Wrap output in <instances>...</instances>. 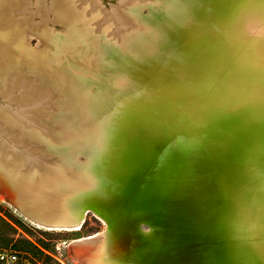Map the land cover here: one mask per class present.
<instances>
[{"label": "bare ground", "instance_id": "6f19581e", "mask_svg": "<svg viewBox=\"0 0 264 264\" xmlns=\"http://www.w3.org/2000/svg\"><path fill=\"white\" fill-rule=\"evenodd\" d=\"M55 1L56 3L52 5L55 15L53 22L68 25L70 34L75 35L88 50L91 45L98 48L97 52L69 48L74 50L75 55L78 53L88 64L87 68H81L82 71H76L77 66L75 69L62 67L65 61L62 55L67 45L58 44L60 39L55 42L53 35L48 36V33L44 34V37L48 38L44 57L38 54L40 58L32 59L27 56H33L31 50L27 52L18 49L21 44L17 45L16 41L20 35L24 34L25 29L30 28L29 30L34 31L36 25L34 26L31 22L34 12L24 13L29 8L28 0H0V21L6 23L0 24V30L3 32L0 34V37L3 36L0 39V93L4 95L10 90L13 92L15 87L19 89L24 86L18 100L25 101L27 104L28 101L36 100L35 106L37 105L38 108L35 109L38 112L45 111L42 112L43 115L37 116L38 125H32L30 122L26 126L22 124L23 118L19 117L20 115L17 116L6 110L7 108L0 107V124L3 129L12 130L16 135L24 136L29 140L30 143L24 141L30 147V151L27 150L28 154L33 155L35 154L33 151L37 150L36 146L33 148L32 144L35 143L31 141L37 140L36 137L45 140L47 143L37 155L44 157L45 154L52 161L48 159L47 162L52 164L54 162L55 165L57 161L56 166L62 167V170L58 166L54 168L55 170L48 166L42 168L45 181L47 180L52 187L47 189L45 186L47 190L43 193L47 195H42L46 199L44 198L39 205L33 203L35 197H31L32 200L28 198L26 195L28 192L23 188L25 185L21 184L23 187L20 185L24 189L22 193L23 191L2 183L4 178L0 179L1 184L9 187L11 198L22 214L32 223L50 230H79L90 211L106 222L108 230L101 238H98L96 234V236H87L73 241L78 253L82 251L84 242L96 243L107 237L117 238L118 241L114 243L112 241V244L103 246L89 260L76 255L75 258L79 264H102L99 262L101 258H107L113 262L117 257L112 256L113 252H116L115 249L123 250L124 248L127 250L121 251L122 258L130 259L129 264H163L172 260L178 253L177 260L174 259L169 264H264V249L258 252L257 248L252 246L244 249V259L232 263L233 249L225 243L219 250V235L216 232L213 234L206 232L207 227L200 221L201 219H197L195 226L185 224V220L191 216L205 214V211L210 209L206 203L207 193L216 197L220 191H223L224 188L220 190L222 187H227L229 193L232 192L229 186L234 185L238 170L244 168L245 161L250 164L248 174L250 177L244 179L248 187L246 193L239 199L229 201L232 205L230 212L225 216V223H230L228 232L230 234L232 232L233 238L237 232L242 234L239 229H245L250 220L248 205L251 200L257 206L256 219L259 225L257 233L264 235V137L256 128L258 126L256 121L263 119H253L259 111L253 112L256 108L252 110L253 104L250 105L255 102L252 100L253 92L248 97L247 115L240 123L232 124L228 119V121L223 119L221 114L219 116L217 111L212 116V122H207L212 124L214 129L207 137H199V142L210 149L207 157L203 155L206 164H203L198 156L193 159L189 167L181 164L192 157L190 151L194 141L181 138L175 144H170L168 153H165L164 147L166 144L168 146L170 136L162 142L159 139V134L164 131V123L168 122L167 127L171 130L172 115L167 110L168 101L183 100L184 95L190 91L189 87H181V81L185 78V74H182L183 70L193 69L199 73H208L209 77L217 75L219 69L211 73L206 68L207 59L211 56V53H207L208 50L213 51V55L216 56L214 59L220 63L218 66L221 65L227 73V78L221 85L222 91L225 88L231 90L244 76L243 70L240 71V66L236 65L237 59H234L233 50L236 44L226 42L222 38L221 31L225 28L228 17L233 16L232 14L237 11L248 12L251 0H157L159 7L151 12V17L144 16L142 12L143 6H149L151 2L148 4L142 0V2L126 0V6L122 7L120 16L122 23L128 25V27L123 26L124 29L130 28L127 31L129 34L114 30L111 18L107 20L105 18L103 24L97 21L102 17L101 6L98 4L93 10L94 7L90 8L91 0H88L87 4H83L84 1L80 2V0ZM185 1H188V4L183 9L170 10L173 7H182ZM38 6L40 10L45 8V5L40 3ZM91 10L93 11L90 12ZM164 14L166 16L163 18ZM8 17L12 20L9 21ZM49 19L50 17L44 14L41 19L42 26L39 27L49 29L47 26ZM160 26H163L164 31L157 33L156 29ZM109 30L112 32L110 33ZM42 34L39 35L42 36ZM261 34L262 32L258 37ZM9 37H12V40ZM13 39L16 41L13 42ZM263 40L264 38L261 40L262 44ZM259 44L258 47L261 48L263 45ZM205 49L207 50L204 51ZM191 54L195 58H192V63H189L187 57ZM69 83L70 88H77L78 93H66V96H60L58 93L60 85L64 88ZM124 83L134 87L132 91L125 90L122 87ZM261 91H264V87ZM217 95L218 90L214 93V96L217 97ZM100 99H119L120 103L118 107H112L100 102ZM261 104H258L260 108L263 106ZM43 106L45 109L42 110ZM210 106L204 102L201 104V109L211 108ZM102 111H105V117L101 119L99 116ZM96 118L99 120L94 123ZM253 120L256 122L255 125L257 124L256 127ZM259 122L260 125L264 124V121L262 124L261 121ZM64 124H68L69 129L63 130L66 126ZM88 126L92 127L91 133L99 136L100 146L94 144L93 138L86 141L89 135L86 130ZM49 127H52V130L46 129ZM61 127L64 128L61 129ZM224 128L231 132L229 138L224 135ZM59 129H61L60 133L57 132ZM258 134L261 137L260 135L258 137ZM242 145H245L246 158L241 154ZM54 157H60V161L54 160ZM17 161L15 160L16 163ZM108 165H110L108 171L104 172ZM19 168L21 169L20 166L10 170L7 168L8 177L20 181ZM30 168L28 166L27 171L33 174L35 169L32 166ZM76 173L81 175H71ZM100 175L103 176L104 182L102 188L106 186L125 188L122 195L115 197V201L122 206L121 212L130 223L119 224V220L111 219L108 212L99 206H89L84 212L81 211L74 217L62 216L63 210L59 209L58 202L64 205L78 203L79 199L86 194L88 185L91 184L87 181L91 178L96 179ZM207 175L209 179L206 178ZM0 176H3V172ZM100 181H95L94 185ZM40 183L42 184V181ZM53 189L59 191L58 198H53ZM23 196L28 198V202ZM144 201H147L148 209L153 213L149 219L150 229L147 230L141 227L142 218H138L139 214L134 211H130L131 213L124 211ZM243 201L246 202L242 204ZM157 206H164L165 210L160 212ZM212 218L211 215L210 219ZM156 221L162 224L161 228L157 227L158 231L155 230ZM178 222L182 223L180 224L182 234L173 235ZM213 226L215 227V224ZM238 236L236 238H240ZM211 240L217 244L212 246ZM188 242H192L193 245L187 246Z\"/></svg>", "mask_w": 264, "mask_h": 264}, {"label": "rangeland", "instance_id": "374dc122", "mask_svg": "<svg viewBox=\"0 0 264 264\" xmlns=\"http://www.w3.org/2000/svg\"><path fill=\"white\" fill-rule=\"evenodd\" d=\"M83 1H84L83 4L85 3L87 4L88 0H80V2H83ZM142 1L147 2L148 4L151 2L149 6L147 5L148 7L143 6L142 8L143 10L142 12L144 16L146 17L149 16L153 10H157L159 7V2L157 0H147V1L142 0ZM142 1L140 0V2ZM39 3L45 5V8L43 10H40L38 8ZM53 3H56V1L55 0H28L27 6L29 8L27 9L28 11L27 12L25 11L24 13L31 14L32 11L34 12L32 13V15L33 14L34 15L33 16L31 15L33 17V20H31V22L33 23L34 26L35 25L36 26L34 27V31L29 30L30 28L25 29L24 34L19 36L18 38L19 41L18 40L16 41L13 39V42L16 41L17 45L21 44L20 47H18V49H20L21 51L29 52L31 50L33 56L31 55H27V56L32 57V59L33 58L36 59V58H40L39 55L43 57L45 56V50H46V47H48L46 39L48 38L47 36L46 38L44 36L47 35V33L49 34L48 36L53 35L54 41L60 39V41H58V44L65 43L68 47V48L67 47L65 48V50L66 51L68 50V51L67 52L65 51V53H63L62 55L64 58L63 60L65 61L68 60L66 61L68 63L63 61L62 67H70V68L74 67L75 69V67L77 66L76 67L77 69L75 70L82 71V69L87 68L86 66L88 64L85 62L83 58L80 57L78 53L75 55V53H73L74 50L73 49L69 50V48L75 47L76 49H79L85 52H89V51L97 52L98 48L95 45H91L89 47L90 50H88V48L84 46L78 40V38L75 37V35L70 34L71 33L70 30L67 28L68 25H65L64 23L62 24L60 22H53V18L55 17L54 12L52 10ZM90 4L92 6L90 8L94 7L93 10L97 8L96 5L99 4L101 6L100 11L102 13L101 14L102 17L101 19L97 20L101 24L104 23L103 21L105 20V18L106 20L111 18L113 20L114 30L118 32H120L121 30L124 33L130 30V28L124 29L123 26L128 27V25H125L122 23V19L120 16L122 15L120 14L123 10L122 7L126 6L125 5L126 0H91ZM187 4H188V1H185L182 7H177V8L173 7V8H170V10L183 9L184 7L187 6ZM249 5H250L249 6L250 9L248 10L244 6V8L248 12L237 11L234 14H232L233 15L232 17L230 16L231 18L228 17V19L226 20L227 24L225 25V28H223V30L221 31L222 38L226 42L233 43L234 45L236 44V48H234L233 50V55H234V59L235 58L237 59L236 65L240 66V71L243 70L244 76H242V78L237 83H235V85L231 88V90L227 88L229 90L228 91L225 88V90L222 91L221 85L223 81L227 78V73L221 65L220 67L218 66L220 63H217L216 60L214 59V57L216 56L213 55V51L208 50L207 53H211V56L207 59L208 62L205 64L206 68H208L209 72L211 73H213L215 69H219L217 75L215 77H209L208 73H199L193 69H191L190 71L187 69H184L182 74H185L184 75L185 78L183 81H181L182 83L181 87H185V88L189 87L190 91L184 95L183 100L170 99L168 101L167 110L172 115L171 130H170V127H167L166 123L168 122L164 123L163 124L164 131L159 134V139L162 142V140L163 141L166 140L167 136H170V140L169 141L167 140L168 146L166 144V146L164 147L165 153H168L169 147L171 146L170 144L172 143L175 144L181 138L182 139L188 138L190 141H194L192 144L193 145L192 151H190V153H192L191 154L192 157H190L189 160H184L181 163L182 165H184V167H189L190 164L193 162V159L194 158L196 159V156L199 157V159L203 162V164H206V159L204 158L207 157V154L209 153L210 149H208V146H206L204 143L201 144L199 142V139H200L199 137L201 138L207 137L210 131L214 129L213 125L209 123L212 122V119H213L212 116L214 113H216V111L218 112L219 116L221 114V117H223V119H226V120L228 119L232 124L240 123L241 121L244 120L245 116L247 115L248 108H249L248 97L253 92L254 96L252 95V100H255V102L253 101L254 103H251L250 105L252 106L253 104L254 106V107L252 106V110H255L256 108V110L253 112L256 113V111L259 110L256 113V115L254 114L256 117H253V119L258 120L259 118H262L263 120H259L261 121V124H262V121H264V118H263L264 109L262 110V107L264 106V101H263L264 91L263 92L261 91V89L264 87V56H263L264 55V51H263L264 50V40H263V44L261 42V40L264 38L263 37L264 35V0H251ZM37 9L39 11H37ZM93 10H91L90 12H92ZM41 14L42 16H44V14H47V16L50 17V19H52V20L49 19L47 22V26H49V29L45 27L44 28L39 27V26H42L41 24L43 23V20L41 21L42 19ZM165 16L166 14L163 15V18ZM8 19L9 21L12 20L11 17H8ZM0 24H6V23L5 22L2 23V21H0ZM162 27L163 26H160L158 29H156V32L162 33L164 31ZM39 28L40 30H38ZM111 30H113V28ZM111 30H109L110 33L112 32ZM133 30H135V28ZM261 32H262L261 36L258 37V35H260ZM2 33H3L2 30H0V34ZM41 33H43L42 36L39 35ZM127 34H129V32H127ZM2 37H0V39H2ZM9 38L12 40V37H9ZM50 39H52V37H50ZM259 43L263 45V46L261 45L262 46L261 48L258 47ZM206 50L207 49H205L204 51ZM192 58H195V56L191 54L187 57V61L189 60V63H192V60H191ZM23 87H20L19 89L15 87L13 92L10 90L7 92V94H4V95L0 93V107L3 109L7 108L6 110L10 111V113L12 114L13 113L17 114V116L20 115L19 117L23 118L22 119L23 125L25 124L27 126V123H30V122H32L30 123L32 125H35V124L38 125L39 122L36 121L37 120L36 118L39 115L41 116V114L43 115L42 112H45V111L38 112L37 109H35V108H38L37 105L35 106L36 100L28 101V104L25 101H21L20 99L18 100L19 96H21L20 92L23 89ZM122 87L125 90L128 89L130 91H132V89L134 88L131 86L129 87V85L125 83L122 84ZM178 88L180 89V87H177V89ZM216 90H218L217 97L214 96V93ZM58 93L60 94V96L61 95L66 96L65 95L66 93H76L77 94L78 92H77V88L76 89L75 87L70 88V83H69L64 88H62L60 85V87L58 88ZM79 95H82V94H79ZM260 97L262 99H260ZM93 101L95 102V100ZM99 101L104 104H109L112 107H118L120 103L119 99H109V100L100 99ZM39 102H42V101H39ZM204 102H207L208 104H210L211 108L201 109V104H203ZM262 102L263 104H261ZM31 104H34V105L32 106ZM258 104H261L263 106H261L260 108ZM197 105L199 107H197ZM257 105L258 107H256ZM43 109H45L44 106L42 110ZM201 110H203L202 113H201ZM104 112L105 111H102V113H100L99 118L102 119L103 117H105ZM259 112L260 113L262 112L261 114L263 115L259 114ZM114 114H116L115 111H114ZM99 118H96L93 122L96 123L99 120ZM173 120L175 123L173 122ZM259 121H256L258 123V126L260 125ZM256 122L254 121V125ZM176 123L177 125H175ZM64 125L66 126H65V129L63 130L69 129L68 124H64ZM58 126H55V127L57 128ZM220 126L222 127V125ZM256 126L257 124L255 125V127ZM258 126L256 128L259 132L258 131L256 132L258 133L261 132L262 137H264L263 136L264 135V124L259 126L260 130L258 129ZM0 128H1L0 129V142L2 143L6 142V144H8L7 146L18 151L17 155L11 156L8 154V151H5L4 148L0 146V149L1 150L3 149L5 151V152L3 150L0 151V168L2 170L1 172H3V176L2 177L0 176V179L3 180L4 178L2 183L4 182L5 184H8V186L10 185L12 188L19 189L21 192L23 191L22 193H24V189H22V187L23 185H25L26 187L24 186L23 188H25L26 189L25 191L28 192L26 194L28 198L30 197L29 199H31V197H35L36 199H33L35 200L33 201V203H35L36 205L41 204L44 198L46 199L45 196L47 195V193L44 194L43 192H45L47 189H50L52 187V185L49 184L47 180L45 181V176H44L45 173H43L42 168L44 166H48V168L55 170L54 168L58 166V165L56 166L57 161L55 162V165H54V162L53 164L50 163L52 161H50L47 155L44 154V157L37 155L39 151L43 149V145H45L47 142H45V140L41 139L40 137H36L37 140L34 139V141H31L35 143V144H32L33 148L37 147V150L33 151L36 155L35 154L31 155L30 153L28 154L27 152V150L30 151L29 150L30 147L28 143L24 142L25 140L29 142L28 139H25V137L21 135H20L21 136L20 138V136L16 135L14 132H12V130L3 129L1 124H0ZM62 128L64 127H61V129ZM168 128H169L170 133L168 132ZM2 129L4 132L2 131ZM46 129L52 130V127H49ZM61 129H59V131L57 132L60 133ZM86 130L88 131L89 135L86 138L87 140L86 139L85 140L88 141L91 138H93L95 139L94 144H97L98 146H100L101 143L99 142L100 140L99 136L96 133H91L92 127L88 126ZM224 130H225L224 135L229 138V136H231L230 134L231 132L225 128ZM3 133H6V134H3ZM45 134L47 135V133ZM68 134H69V131H68ZM260 134H258V137ZM175 138L177 141L175 140ZM228 138H227V141L229 140ZM52 141L54 143V140ZM89 144H91L90 141H89ZM241 147H242L241 149H243L241 151V154H243L244 157L246 158L247 153L246 151H244L245 145H242ZM9 152L12 154V151H9ZM48 159L50 162H47ZM15 160H18L17 163L15 162ZM38 160H41V161H38ZM54 160L60 161V157L58 158L56 157ZM82 160L84 161V156L82 157ZM244 164H246L247 166L245 165L244 168L238 170V174L234 179L235 181L234 185L229 186L230 189H232L231 193H229L230 191L228 190L227 187L220 188V190L223 188L224 189L222 192L220 191L216 197H214L210 193H207L208 197H207L206 203L210 206V209L205 211V214H197L196 217L191 216L190 218H188V220H185L186 225L190 224V226H195L197 219H201L200 221H202L203 224L207 227L206 232L212 233V234L216 232L220 237L218 238L219 239L218 249L220 250L223 247V244L225 243H227L228 246L233 249L232 255H234V258L232 259V263H235L236 260L244 259V255H245L244 249H247L248 246L249 248H251V246L252 248H257L258 252H261L264 249V235H260L256 231L250 232V231H245V229L240 228L239 232L241 231L242 234L241 233L238 234L237 232L236 233L237 235L234 234L236 236H234L233 238L232 232L231 234L230 232H228L230 223H227V224L225 223V216H227V214L230 212L231 205H232L230 204V202H232V200L234 199L237 200L242 195H244L248 187L247 182L245 180L249 179L250 177V175H248L250 172V169H249L250 164L246 163L245 161H244ZM17 166L21 167V169L19 168L20 174L18 175L20 181H18V179L16 181L15 178L10 179L8 177V171L11 168L17 167ZM28 166H29V169H31L30 166L34 167L35 172H33V174L28 173L27 171ZM58 167H60V169L62 170L61 166H58ZM109 167L110 165L107 166V169L104 172H107ZM4 170L6 173L4 172ZM71 175L80 176L81 174L76 173V174H71ZM102 175L98 176L99 179L98 177L96 178L97 180H101L98 183L99 185L98 184L94 185L97 182L95 178H91L87 181V183H91V184L88 185L86 194L81 199H79L78 203L73 202L72 204L70 203L68 205H64L62 202H58L59 203L58 205L60 206L59 209L63 210L62 216L74 217L75 214L81 213V211L84 212L85 208L89 206H92V207L99 206L103 210L108 212L111 219L115 218L116 220H119V224L123 222L130 223L125 218V215H123V212H121V210L123 211L122 206L119 205L115 201V197L122 195L125 191V188H119L116 186H106L102 188L101 186H104V182L102 181L103 179ZM206 178L209 179L208 175ZM211 179H213V177H211ZM41 181L43 185L40 183ZM18 182H19V185H18ZM36 184L37 186H35ZM27 186L29 188H27ZM43 186L44 187L47 186V189L46 187L43 188ZM0 187H1L0 189V246L1 247H10V248H15L22 252H26L32 259L40 262V264H62L58 259L54 257V255L59 256L66 264H79L78 260H76L75 258L76 255H80L89 260L92 258L93 255L95 256V254L98 253V250L102 248L103 246L107 245L108 243L112 244L118 241L117 238L107 237V238L101 239L99 242H96V243L95 242H92V243L84 242V245L81 247L82 251L78 253L79 251H77L76 244L73 241L77 239L85 238L87 236H92V235L96 236V234L98 238H101L103 234L106 233L108 230V225L106 222L99 219L94 212L92 213V211H90L86 215L85 222L83 226L80 228L81 230L79 229L76 231H67V230L62 231V230H50L48 228L40 227L32 223L29 219L25 217L24 214H22V211L20 210V208L14 203V201L11 198L9 187L4 186V184H1V181H0ZM36 190L38 191V193ZM53 191H54L52 193L53 198H58L59 191L57 189H53ZM42 194H44L45 196ZM26 195L24 194V196ZM28 198H25L26 201ZM245 202L243 201L242 204H244ZM157 207L158 209L160 208L159 209L161 210L160 212L165 210L164 206L162 207L157 206ZM148 208L149 206H147V201H144V203L138 204V205H132L131 207L125 209L124 211H129V212L134 211L137 214H139L138 218H142L141 227L144 230H147V229H150L151 224L149 222V219L151 218V215L153 214ZM211 215L213 216L212 219H210ZM180 224L182 223L178 222V225L175 226V230H174L175 232L173 233V235H176V234L178 235V233L182 234L181 233L182 226H180ZM214 224H215V227L213 226ZM242 224L244 223L242 222ZM161 226L162 224L156 221L155 230L158 231V228H161ZM238 235L240 236L241 239L236 238ZM246 238L250 239V241L248 239L247 241ZM251 240H254V242H251ZM244 241L248 242V244H246V242ZM250 242L254 244L252 245ZM209 244L208 246L212 247L214 246V244H217V242H214V240L213 241L211 240L212 246ZM191 245H193L192 242L187 243V246H191ZM254 245L256 246L254 247ZM115 250L116 252L114 251L112 256L113 258L114 256L115 257L117 256V257L114 259L113 262L109 261L107 258H101L99 259V262H101L102 264H129L131 263L130 259L127 260L125 258L124 259L122 258L123 253L121 251H125L127 250V248H124L123 250H119V249H115ZM178 255L179 253L172 260L168 261L167 263L165 262L163 264H169L174 259L177 260Z\"/></svg>", "mask_w": 264, "mask_h": 264}, {"label": "built area", "instance_id": "2783aa9c", "mask_svg": "<svg viewBox=\"0 0 264 264\" xmlns=\"http://www.w3.org/2000/svg\"><path fill=\"white\" fill-rule=\"evenodd\" d=\"M54 257L62 264H66L59 256L54 255ZM0 264H40V262L32 259L26 252L0 246Z\"/></svg>", "mask_w": 264, "mask_h": 264}, {"label": "clouds", "instance_id": "9594fccd", "mask_svg": "<svg viewBox=\"0 0 264 264\" xmlns=\"http://www.w3.org/2000/svg\"><path fill=\"white\" fill-rule=\"evenodd\" d=\"M248 213H249L250 220L246 224L245 230L258 232L259 225L256 219L257 206L251 200L249 201V205H248Z\"/></svg>", "mask_w": 264, "mask_h": 264}, {"label": "water", "instance_id": "95a60500", "mask_svg": "<svg viewBox=\"0 0 264 264\" xmlns=\"http://www.w3.org/2000/svg\"><path fill=\"white\" fill-rule=\"evenodd\" d=\"M7 145L8 144H6V142L5 143L0 142V146L2 148H4L5 151H8V154L9 155L13 156V155H17L18 154V151L17 150H14L13 148H11V147H9ZM9 151H12V154Z\"/></svg>", "mask_w": 264, "mask_h": 264}]
</instances>
